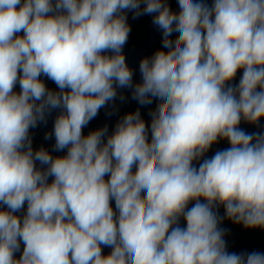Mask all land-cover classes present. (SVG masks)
Wrapping results in <instances>:
<instances>
[{
    "label": "clouds",
    "instance_id": "obj_1",
    "mask_svg": "<svg viewBox=\"0 0 264 264\" xmlns=\"http://www.w3.org/2000/svg\"><path fill=\"white\" fill-rule=\"evenodd\" d=\"M177 2L0 0V264H264L227 250L216 210L264 229V134L239 127L264 118V0ZM127 11L155 14L168 49L141 60L134 88ZM117 88L160 101L150 142L139 110L111 135L82 134ZM57 108L54 150L67 154L53 158L29 130ZM218 139L230 147L195 166Z\"/></svg>",
    "mask_w": 264,
    "mask_h": 264
}]
</instances>
